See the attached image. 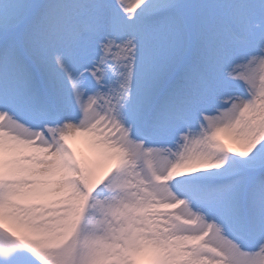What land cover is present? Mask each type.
I'll return each instance as SVG.
<instances>
[{
  "label": "snow or ice",
  "instance_id": "snow-or-ice-1",
  "mask_svg": "<svg viewBox=\"0 0 264 264\" xmlns=\"http://www.w3.org/2000/svg\"><path fill=\"white\" fill-rule=\"evenodd\" d=\"M0 264H264V0H0Z\"/></svg>",
  "mask_w": 264,
  "mask_h": 264
},
{
  "label": "bare ground",
  "instance_id": "bare-ground-1",
  "mask_svg": "<svg viewBox=\"0 0 264 264\" xmlns=\"http://www.w3.org/2000/svg\"><path fill=\"white\" fill-rule=\"evenodd\" d=\"M73 143H74V145L77 146L78 148H82V147L80 146V144H77V142L75 143V142L73 141Z\"/></svg>",
  "mask_w": 264,
  "mask_h": 264
}]
</instances>
